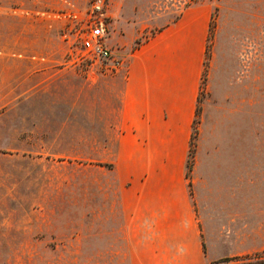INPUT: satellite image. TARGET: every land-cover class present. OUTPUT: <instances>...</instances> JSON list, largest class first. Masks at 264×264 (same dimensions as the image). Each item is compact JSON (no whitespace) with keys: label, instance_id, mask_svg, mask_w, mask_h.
Masks as SVG:
<instances>
[{"label":"rangeland","instance_id":"1","mask_svg":"<svg viewBox=\"0 0 264 264\" xmlns=\"http://www.w3.org/2000/svg\"><path fill=\"white\" fill-rule=\"evenodd\" d=\"M59 2L0 0V264L8 243L15 244L12 264L22 259L21 241L4 235L7 219L35 214L29 222L36 221L40 210L53 222L63 204L84 200L87 185L112 184L115 85L86 77L91 72L69 54L65 32L89 0H65L62 9ZM192 8L205 12L208 27L187 176L208 110L218 147L233 148L239 168L251 152L254 167L237 221L221 231L214 225L212 243L223 256L212 261L253 255L264 250V0H108V42L127 59Z\"/></svg>","mask_w":264,"mask_h":264},{"label":"crops","instance_id":"2","mask_svg":"<svg viewBox=\"0 0 264 264\" xmlns=\"http://www.w3.org/2000/svg\"><path fill=\"white\" fill-rule=\"evenodd\" d=\"M207 27L204 11L188 9L133 50L120 71L86 76L109 80L117 93L112 184L87 185L84 200L63 204L53 222L40 210L36 221L29 222L35 214L7 219L4 235L21 241V264H209L223 256L212 243L214 225L221 231L237 221L254 167L251 152L239 168L238 153L218 147L203 110L187 176ZM58 53L60 61L62 43ZM8 245L12 264L15 244Z\"/></svg>","mask_w":264,"mask_h":264},{"label":"built area","instance_id":"3","mask_svg":"<svg viewBox=\"0 0 264 264\" xmlns=\"http://www.w3.org/2000/svg\"><path fill=\"white\" fill-rule=\"evenodd\" d=\"M107 2L89 0L83 16L75 18L65 32L69 54L91 73L114 74L126 64V59L108 42L112 25Z\"/></svg>","mask_w":264,"mask_h":264},{"label":"trees","instance_id":"4","mask_svg":"<svg viewBox=\"0 0 264 264\" xmlns=\"http://www.w3.org/2000/svg\"><path fill=\"white\" fill-rule=\"evenodd\" d=\"M190 169V166H188ZM209 264H264V250L253 255L224 257L211 261Z\"/></svg>","mask_w":264,"mask_h":264}]
</instances>
